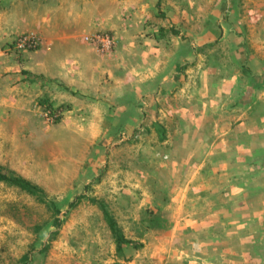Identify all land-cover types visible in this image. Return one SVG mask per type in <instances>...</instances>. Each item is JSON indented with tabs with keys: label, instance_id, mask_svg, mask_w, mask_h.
Instances as JSON below:
<instances>
[{
	"label": "rangeland",
	"instance_id": "1",
	"mask_svg": "<svg viewBox=\"0 0 264 264\" xmlns=\"http://www.w3.org/2000/svg\"><path fill=\"white\" fill-rule=\"evenodd\" d=\"M253 113L257 146L239 153ZM202 130L218 160L192 152ZM250 160L264 163V0H0V170L43 191L0 182V264H203L219 238L180 202L188 164L234 179Z\"/></svg>",
	"mask_w": 264,
	"mask_h": 264
},
{
	"label": "crops",
	"instance_id": "2",
	"mask_svg": "<svg viewBox=\"0 0 264 264\" xmlns=\"http://www.w3.org/2000/svg\"><path fill=\"white\" fill-rule=\"evenodd\" d=\"M260 120L255 113L252 116L239 115L240 123L235 129L238 142L234 141V146L232 144L239 153L244 149L241 145L243 139H249L250 144L257 146L255 128L246 130V126ZM225 129L223 135L227 134L229 128ZM246 131L249 135H246ZM205 133L201 131L192 152L199 155L210 153L209 156L215 155L218 160V144L207 141ZM219 143L223 148L229 146L226 140ZM252 151H248L250 159L255 158ZM188 166L190 172L180 202H184L185 196L187 216H202L205 221L208 219L210 236L219 238L211 241V248L206 241L203 243V255L208 259L207 262L203 260V264H264V163L252 160L232 163L229 170L237 169L239 174L247 171V177L237 176L234 179L232 176L229 179L219 177L217 170L213 171L212 168L217 169L218 161L217 164L192 162ZM208 168L206 177L205 170ZM203 227H206V222H203Z\"/></svg>",
	"mask_w": 264,
	"mask_h": 264
},
{
	"label": "trees",
	"instance_id": "3",
	"mask_svg": "<svg viewBox=\"0 0 264 264\" xmlns=\"http://www.w3.org/2000/svg\"><path fill=\"white\" fill-rule=\"evenodd\" d=\"M50 106V104H48ZM0 182L5 183L6 185L12 186L17 188L18 190L33 196L37 201L42 202L43 201V191L36 186L35 184L31 183L30 181L13 174H7L5 172H2L0 170ZM93 202V200H91ZM73 203H70V206H72ZM100 208L103 211L104 217L107 221L108 227L114 237L115 244H116V250L120 252V246L121 244L125 243L123 237L120 235V233L117 231L115 227V222L112 220V218L108 215V213L104 210V207L100 205Z\"/></svg>",
	"mask_w": 264,
	"mask_h": 264
},
{
	"label": "built area",
	"instance_id": "4",
	"mask_svg": "<svg viewBox=\"0 0 264 264\" xmlns=\"http://www.w3.org/2000/svg\"><path fill=\"white\" fill-rule=\"evenodd\" d=\"M85 40L88 41V38H86ZM89 41H92L102 52L108 51L111 46V41L108 37L93 36L89 38ZM32 42L33 40L31 38H24L23 40H21V44L19 47L28 48L31 46Z\"/></svg>",
	"mask_w": 264,
	"mask_h": 264
}]
</instances>
